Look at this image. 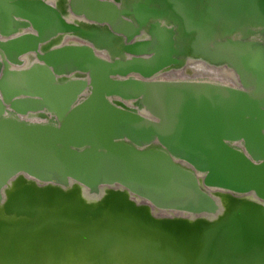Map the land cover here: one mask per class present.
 <instances>
[{
  "label": "water",
  "instance_id": "water-1",
  "mask_svg": "<svg viewBox=\"0 0 264 264\" xmlns=\"http://www.w3.org/2000/svg\"><path fill=\"white\" fill-rule=\"evenodd\" d=\"M0 264H264V0H0Z\"/></svg>",
  "mask_w": 264,
  "mask_h": 264
},
{
  "label": "bare ground",
  "instance_id": "bare-ground-1",
  "mask_svg": "<svg viewBox=\"0 0 264 264\" xmlns=\"http://www.w3.org/2000/svg\"><path fill=\"white\" fill-rule=\"evenodd\" d=\"M191 61L187 63L182 69L177 71H171L166 75L161 76L160 78L167 79H178V78H187V79H206L214 81H222L229 83L233 81V76L229 70L224 67H218V69L207 67L203 62ZM193 63V64H192ZM232 80V81H231Z\"/></svg>",
  "mask_w": 264,
  "mask_h": 264
},
{
  "label": "rangeland",
  "instance_id": "rangeland-1",
  "mask_svg": "<svg viewBox=\"0 0 264 264\" xmlns=\"http://www.w3.org/2000/svg\"><path fill=\"white\" fill-rule=\"evenodd\" d=\"M240 0H211V3H213L216 6V9H224L228 11H232L233 5L236 4L238 5ZM234 2V3H233Z\"/></svg>",
  "mask_w": 264,
  "mask_h": 264
},
{
  "label": "flooded vegetation",
  "instance_id": "flooded-vegetation-1",
  "mask_svg": "<svg viewBox=\"0 0 264 264\" xmlns=\"http://www.w3.org/2000/svg\"><path fill=\"white\" fill-rule=\"evenodd\" d=\"M195 62H203L201 59L200 60H194V62L193 63H195ZM192 63V64H193ZM207 67H210V68H213V67H211L210 65H208V63L207 62H203ZM221 67H223V66H221ZM183 68V67H182ZM181 68V69H182ZM217 69V68H216ZM30 120H38V118L37 117H31L30 118ZM160 217H167V218H175V217H180V215L179 214H177V213H160V214H158Z\"/></svg>",
  "mask_w": 264,
  "mask_h": 264
}]
</instances>
